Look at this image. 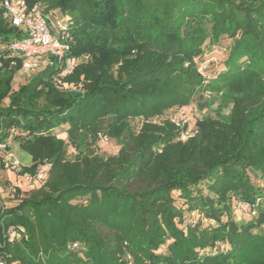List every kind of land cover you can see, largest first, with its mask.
<instances>
[{
	"label": "trees",
	"instance_id": "16d2710c",
	"mask_svg": "<svg viewBox=\"0 0 264 264\" xmlns=\"http://www.w3.org/2000/svg\"><path fill=\"white\" fill-rule=\"evenodd\" d=\"M24 1L65 15L64 58L84 61L61 75L50 57L22 76L0 53L3 151L14 142L29 159L20 175L49 166L37 188L0 200V240L23 228L3 240L6 264H264V0ZM22 37L0 13V47ZM226 39L224 71L205 79L204 47ZM204 91L230 113L196 120L185 139V126L154 120ZM63 125L66 139L53 133ZM99 136L117 153L97 154ZM239 203L257 217L237 223Z\"/></svg>",
	"mask_w": 264,
	"mask_h": 264
},
{
	"label": "built area",
	"instance_id": "2783aa9c",
	"mask_svg": "<svg viewBox=\"0 0 264 264\" xmlns=\"http://www.w3.org/2000/svg\"><path fill=\"white\" fill-rule=\"evenodd\" d=\"M0 13L10 26L24 33V37L0 47V53L5 50L13 58L11 65L16 63V59H20L19 73L22 76L33 73L47 63H51L50 57L63 63L61 75L69 74L73 70L76 63L75 59L73 57L64 58L65 52L69 49L67 42L69 21L67 18L61 21L56 17L57 12L44 13L39 4L27 7L24 0L0 1ZM202 67L205 68V66ZM5 147V144H0V151H3ZM3 152L6 153L4 158L7 160L8 166L16 172L22 181L26 183L34 181L40 184L45 181V174L41 167L34 175L27 173L20 175L22 164L10 151ZM14 192L15 186H8L5 194H3L4 191L0 193V200L12 196ZM237 208L239 212L245 215L255 213L247 203H239ZM22 234L23 228L9 227L3 232V240L13 242L19 239ZM3 240H0V247L4 244ZM0 264H6L1 254Z\"/></svg>",
	"mask_w": 264,
	"mask_h": 264
},
{
	"label": "rangeland",
	"instance_id": "374dc122",
	"mask_svg": "<svg viewBox=\"0 0 264 264\" xmlns=\"http://www.w3.org/2000/svg\"><path fill=\"white\" fill-rule=\"evenodd\" d=\"M57 19L63 21L66 20V16L61 14L60 12H57L56 14ZM229 40H223L219 46H214V47H204V55L202 57L201 60H198V64L199 65V71L200 73L204 76L205 79L208 78H214L218 73L224 71V61L227 57V49L226 46L228 45ZM76 61L75 65L84 61V57L83 56H78V57H73ZM250 64V63H249ZM202 66H205L202 67ZM23 81V77L20 74H16L13 82H12V87L16 88L18 86V84H20ZM208 92L204 91L200 94L199 97L195 98V101L190 104L189 106L183 107V108H175V109H171L169 111H167L163 116H161L160 118H155L154 120L156 122H161L165 119L168 120H172L174 122H176L177 124H179L180 126H185L186 127V131L182 134V139H185L187 136V134L189 133H194L195 132V121L198 119H201L205 116H210L212 118H217L219 116H227L232 108V102L224 97V94H220V95H212V97L209 99V103L207 105H205V101L208 100ZM198 98V99H197ZM6 104V102H5ZM203 106V107H202ZM132 126L134 127V129H138L140 122L137 120H133V122L131 123ZM67 129V125H63L60 126L56 129L53 130V133L57 135V137L62 138V139H66V133L65 130ZM100 140H99V145L96 148L95 147V151L97 154L102 155V156H108V155H113L117 153L118 150V144L116 143V141H114L113 139H110L106 136H99ZM10 142V141H9ZM11 153L13 154V156L21 163V164H28L29 163V159L26 157L25 154L21 153L18 148H17V144L16 143H11ZM8 151V150H7ZM6 153H4L3 151H0V190H4V193L6 192L8 186H21L23 192H27L29 190H32L34 188H37V185H35L34 181L32 183H26L24 181L21 180V178H18V176L16 175V172L13 169H10V167L8 166V162L7 160H5L4 155ZM66 155L67 158L72 159L73 156L75 155V151L74 149H72L70 146L66 149ZM27 158V160L25 159ZM3 160V161H2ZM41 169L43 170L45 176L48 172L49 166L48 165H44L41 167ZM9 172H14L15 176L13 177V180L8 181L7 180V173L9 174ZM256 174L254 173L253 176H255ZM8 176H11V174H9ZM260 186L263 188L264 190V182H260L259 183ZM200 188L203 189V192L205 194V188L203 185L200 186ZM28 193V192H27ZM175 195V194H174ZM4 201L8 202V204L10 203L11 199H7L5 197V199H3ZM260 200V199H259ZM258 208L263 209L264 210V199L262 198V200L260 201H256ZM258 211H256V213L254 215H252L253 219L257 217ZM233 215V214H232ZM249 215H245V214H239L238 211H234V220L237 221V223H240V221H238V219L240 220L242 218V222H246L247 219H249ZM192 214L190 216L186 217V221L190 220L192 217ZM185 221V222H186ZM210 225H213L212 222L207 223ZM263 232H264V227L262 228ZM257 232V230H253L252 233ZM229 248L228 245H219L218 246V251L220 252H224ZM163 250V249H162Z\"/></svg>",
	"mask_w": 264,
	"mask_h": 264
},
{
	"label": "crops",
	"instance_id": "0c3cea01",
	"mask_svg": "<svg viewBox=\"0 0 264 264\" xmlns=\"http://www.w3.org/2000/svg\"><path fill=\"white\" fill-rule=\"evenodd\" d=\"M9 147H10V150H11V146L9 145ZM9 151V150H8ZM11 152V151H10ZM26 160H27V158H25ZM11 169V168H10ZM9 174H11V176H8ZM9 174L7 173V180L8 181H11V180H13V177L15 176V174H14V172H9ZM16 177V176H15ZM4 190H0V193H2Z\"/></svg>",
	"mask_w": 264,
	"mask_h": 264
}]
</instances>
